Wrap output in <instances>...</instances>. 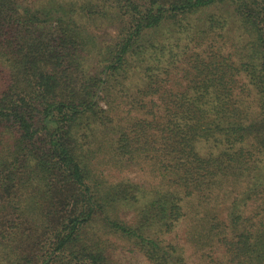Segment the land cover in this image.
Wrapping results in <instances>:
<instances>
[{
    "label": "trees",
    "instance_id": "obj_1",
    "mask_svg": "<svg viewBox=\"0 0 264 264\" xmlns=\"http://www.w3.org/2000/svg\"><path fill=\"white\" fill-rule=\"evenodd\" d=\"M181 223L264 264V0H0V264H189Z\"/></svg>",
    "mask_w": 264,
    "mask_h": 264
},
{
    "label": "rangeland",
    "instance_id": "obj_2",
    "mask_svg": "<svg viewBox=\"0 0 264 264\" xmlns=\"http://www.w3.org/2000/svg\"><path fill=\"white\" fill-rule=\"evenodd\" d=\"M236 33V32H235ZM233 35V34H231ZM237 35V34H236ZM104 40L106 41V38L104 37ZM211 40V38H210ZM218 43L216 44V48H220L221 51H223V53L227 54L229 52L232 51L231 48V44L230 43H225L224 41H221L219 39ZM208 45H210V43H204L201 46H197V48H195L196 51L198 52H203L205 50V52L208 49ZM241 82H246L245 78H241ZM251 101V97H245V105L247 102ZM202 152L204 153L205 151L202 149ZM102 168L106 171L105 173L109 176V178L111 180L113 179H126V178H130L131 180H135L138 181L140 183H149L150 185H154L155 181L153 179H151L147 173H143L140 170H137L135 167H130L127 169H119L118 167H114V166H102ZM227 205L228 204H221L219 205V208L222 210V214H223V210L225 209V211L227 210ZM189 231V224H185V223H181L180 226L178 227V229L175 231V234H173L172 239L177 241V243L181 246V248L183 249L184 252V257L186 259V261L189 264H211V262H209V260L206 257H202L201 253L203 251H198L196 249V246L194 245V243H192L189 239V235L187 234V232ZM219 253H217L216 255L221 258L220 255H218ZM125 256L123 257V260H126L128 262H134L136 264H149L148 261L142 256V254L137 253V252H133V253H126L124 254Z\"/></svg>",
    "mask_w": 264,
    "mask_h": 264
}]
</instances>
